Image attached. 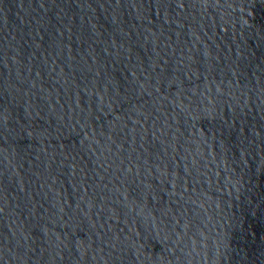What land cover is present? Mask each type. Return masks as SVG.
Wrapping results in <instances>:
<instances>
[{"label": "water", "instance_id": "water-1", "mask_svg": "<svg viewBox=\"0 0 264 264\" xmlns=\"http://www.w3.org/2000/svg\"><path fill=\"white\" fill-rule=\"evenodd\" d=\"M0 264H264V0H0Z\"/></svg>", "mask_w": 264, "mask_h": 264}]
</instances>
